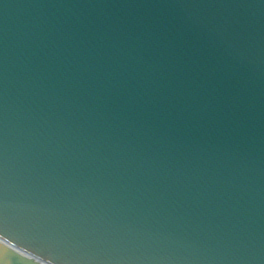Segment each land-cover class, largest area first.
<instances>
[{"label": "water", "instance_id": "water-1", "mask_svg": "<svg viewBox=\"0 0 264 264\" xmlns=\"http://www.w3.org/2000/svg\"><path fill=\"white\" fill-rule=\"evenodd\" d=\"M0 239L264 264V0H0Z\"/></svg>", "mask_w": 264, "mask_h": 264}]
</instances>
